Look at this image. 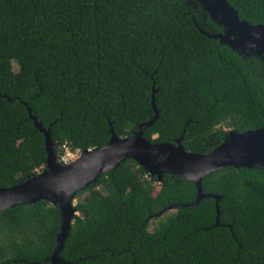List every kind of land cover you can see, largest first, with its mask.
<instances>
[{
    "label": "trees",
    "instance_id": "trees-1",
    "mask_svg": "<svg viewBox=\"0 0 264 264\" xmlns=\"http://www.w3.org/2000/svg\"><path fill=\"white\" fill-rule=\"evenodd\" d=\"M227 1L241 20L264 24V0ZM199 29L222 32L195 0H0V188L45 166L25 102L51 125L59 162L63 145L102 147L109 122L126 138L153 117V83L159 118L143 132L151 143L182 135L185 151L207 154L225 129L264 128V62ZM201 186L221 197L218 226L214 199L183 206L195 201L192 182L164 174L158 184L127 159L77 193L87 195L59 256L68 264H264V167H226ZM59 218L44 200L0 211V264H50Z\"/></svg>",
    "mask_w": 264,
    "mask_h": 264
},
{
    "label": "water",
    "instance_id": "water-1",
    "mask_svg": "<svg viewBox=\"0 0 264 264\" xmlns=\"http://www.w3.org/2000/svg\"><path fill=\"white\" fill-rule=\"evenodd\" d=\"M195 2L211 21L222 29L221 33L216 34H209L199 29L203 36L217 40L219 45L228 47L238 55H253L264 62V24L252 25L241 20L237 10L227 0H195ZM155 93L153 83L151 95L153 117L138 125L129 137L116 136L112 123L109 122L110 138L102 147L81 151L75 159L66 164H60L54 156L51 125L43 127L32 115L28 103H23L28 118L33 122L35 129L43 135L45 166L34 177L18 185L8 189L0 188V211L34 204L39 200L58 207L59 234L51 255L43 262L68 264L59 255L68 237L70 225L78 215L74 205L77 193L94 183L100 175L112 172L127 159L134 161L151 177L155 176L158 184L161 183L164 174L192 182L196 188L195 201L183 206L192 207L203 199H214L216 211L214 226L219 225L218 202L221 197L204 194L202 179L226 167L236 170L250 169L254 166L264 167V128L242 133L228 129L222 142L207 154L185 151L181 144L182 135L173 144L149 142L143 136V132L159 118ZM169 210L172 208L160 211L154 215V218L162 216ZM228 228L231 229L230 226Z\"/></svg>",
    "mask_w": 264,
    "mask_h": 264
},
{
    "label": "rangeland",
    "instance_id": "rangeland-1",
    "mask_svg": "<svg viewBox=\"0 0 264 264\" xmlns=\"http://www.w3.org/2000/svg\"><path fill=\"white\" fill-rule=\"evenodd\" d=\"M13 65V70L16 72L18 67H17V64L15 62L12 63ZM228 129H225V131H227ZM78 155H75L74 154V157L73 158H69L68 155H65L63 154V158L66 159V161H71L73 159H75ZM87 194H83L82 196L80 197H76L75 200H74V205H76L78 202L82 201V199L86 196ZM174 210H169V211H166L162 216L158 217V218H153L150 220L149 222V226H148V230L149 231H152L158 224L160 221H163L166 217H168Z\"/></svg>",
    "mask_w": 264,
    "mask_h": 264
},
{
    "label": "built area",
    "instance_id": "built-area-1",
    "mask_svg": "<svg viewBox=\"0 0 264 264\" xmlns=\"http://www.w3.org/2000/svg\"><path fill=\"white\" fill-rule=\"evenodd\" d=\"M61 150L63 151V154L65 155V153H66V155H68L69 158H73L74 154L75 155H79L80 154V150H75V151L71 152L69 150L68 146H66V145L61 146ZM68 162H70V161H68ZM68 162L66 161L65 158H63V155L60 157V162H59L60 164H66Z\"/></svg>",
    "mask_w": 264,
    "mask_h": 264
}]
</instances>
